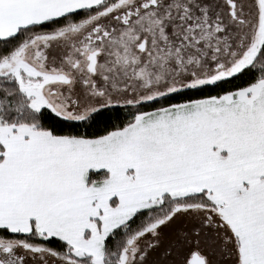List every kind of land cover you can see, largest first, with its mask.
Instances as JSON below:
<instances>
[{
    "label": "snow or ice",
    "instance_id": "obj_1",
    "mask_svg": "<svg viewBox=\"0 0 264 264\" xmlns=\"http://www.w3.org/2000/svg\"><path fill=\"white\" fill-rule=\"evenodd\" d=\"M0 264H264V0H0Z\"/></svg>",
    "mask_w": 264,
    "mask_h": 264
}]
</instances>
